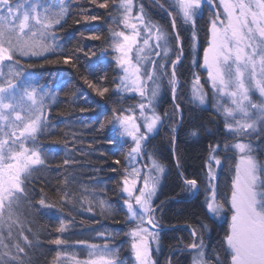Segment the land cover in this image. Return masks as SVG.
I'll list each match as a JSON object with an SVG mask.
<instances>
[{
    "label": "trees",
    "instance_id": "trees-1",
    "mask_svg": "<svg viewBox=\"0 0 264 264\" xmlns=\"http://www.w3.org/2000/svg\"><path fill=\"white\" fill-rule=\"evenodd\" d=\"M41 2L45 5L59 3L68 9L65 19L54 29L52 44L55 51L29 60L24 67L35 87L49 93L44 114L50 131L40 142L41 151L48 159L46 165L38 166L26 181L27 198L22 200L19 208L14 207L15 215L23 225V234L32 241L31 246L25 244L17 225H12L9 237L7 212L4 222H0L2 248L11 246L14 236L25 248L18 260L6 258L5 263L56 264L59 252L66 262L64 264H73L70 257L85 259L79 250L81 245L108 243L110 247L120 249L119 257L124 264H134L127 238L133 223L127 222V199L123 195L124 177L131 178L129 153L133 145L122 140L115 119L118 115H125V111L127 113L126 108L133 100L120 97L114 91L119 79L114 33L121 30L123 17L119 0ZM101 2H106L108 7H98ZM133 3L143 6L146 21L163 26L170 34L169 44L170 48L173 45V51L168 57L165 73L168 74L178 53L173 19L176 20L175 33H179L183 48V57L174 69L178 82L175 101L171 97V87L164 81L157 108L162 123L155 136L147 140L144 151L146 165L147 159L152 157L166 172L151 214L160 239V252L154 254L155 262L192 264L195 251L189 245L199 244L201 239L206 253L215 250L223 258L224 237L229 230L231 213L228 209L225 211L228 218L223 223H217L207 213L206 167L213 152L223 160L215 190L217 199L225 202L231 194L237 158L230 149L224 151L225 145L232 140L222 116L210 107L204 109L195 105L190 96L195 78L199 77L203 83L201 58L208 43L211 11L203 6L195 18V28L192 25L188 28L165 0H133ZM170 12L173 15H169ZM85 16L98 19L85 20ZM93 35L100 39H90ZM66 59L68 63H65ZM105 88L107 91L103 96L97 94V90ZM52 96H55L54 101H51ZM177 104L179 108L175 107ZM193 131L197 133L195 136ZM255 154L258 160H262L258 152ZM65 158L74 163L64 165ZM116 160L120 163H114ZM187 180H195L199 186L194 197L185 185ZM64 193H68L67 201L62 199ZM41 197L55 206L42 207L36 203ZM101 200L110 206V211H102ZM61 221L66 224L63 233L56 231ZM194 231L196 235H193ZM57 238L67 243L56 245L50 242Z\"/></svg>",
    "mask_w": 264,
    "mask_h": 264
},
{
    "label": "snow or ice",
    "instance_id": "snow-or-ice-1",
    "mask_svg": "<svg viewBox=\"0 0 264 264\" xmlns=\"http://www.w3.org/2000/svg\"><path fill=\"white\" fill-rule=\"evenodd\" d=\"M205 2L212 3V0ZM92 3H97V0H92ZM219 5L223 8V15L217 13L211 21V38L204 50V67L216 93L214 99L217 111L224 116V127L231 134L232 143L226 144L225 148L235 149L238 162L235 164L230 200L219 201L213 191L211 199L207 201V210L213 216H219L225 208V203H229L231 222L224 237L223 258L215 250L211 254L206 253L202 239L199 244L193 243L189 247L197 249L193 264H264V162L254 155L260 146L254 141L264 144V0H219ZM172 6L177 9L176 15L180 16L185 24H191L195 28V18L202 6V0H174ZM98 7L107 8L108 4L101 2ZM133 7V0H119V9L123 15L121 22L132 31L130 34L123 31L114 33L122 38L121 41L115 42L114 46L115 50L121 53L117 63L122 67L128 65L124 68L126 75L122 78V83L129 81L134 85L132 90L143 98L139 108L141 115H144L146 107L152 106L157 97L159 86L151 90L149 98L145 86L141 83L140 68L132 64L129 53L141 36L138 25L149 33L143 39L144 46H150L149 40L154 37L156 47L164 48L165 56L168 54L170 34L163 26L145 20L143 6L133 17ZM67 12L68 9L62 4L54 8L53 5L43 4L41 0H0V77H3V82L0 83V222H4L7 212L9 237L12 225H17L21 228L20 234L25 244L29 246L32 241L23 234V225L15 215L14 207L19 208L22 200L27 198L25 183L34 170L37 166L47 163L48 157L41 151L40 142L50 131L49 121L44 115L47 107L45 101L49 93L26 82L19 85L22 91L17 95L18 84L14 83V78L21 77L23 72L8 65V72L5 73L4 62L13 61L14 53L18 56H42L46 52L55 51L53 44L48 43V38H55V26L61 24ZM169 15L173 14L170 12ZM83 18L98 19L96 16ZM131 20L136 22H130ZM172 28H176L175 19L172 20ZM89 38L100 39L96 35ZM175 40L180 41L178 32ZM144 51V47L139 48L140 53ZM182 54L181 47L180 55ZM180 55L177 56L176 62L179 61ZM65 63H68L67 59ZM174 63L169 83L175 99L178 82ZM15 64H20V60L16 59ZM146 78L151 80L153 76L146 73ZM124 86L127 88V83ZM106 91V88L97 90V94L103 96ZM254 92H258L262 99L254 100ZM192 93L194 101L205 104L207 93L199 85V77L195 79ZM221 97H227L228 101L221 103ZM51 99L54 101L55 96ZM144 100H147V104ZM175 107L180 106L177 104ZM115 119L122 134L130 136L134 141L129 158L135 159V156L141 154V141L147 139V134L140 132V126L136 124L133 116L118 115ZM160 120L161 117L156 115L153 109L152 116L145 118L144 127L147 133L153 132ZM196 134L195 131L192 132V135ZM212 158L215 159L216 165L221 164L220 159ZM70 163L74 161L67 158L63 160L64 165ZM114 163L119 164L120 161L116 160ZM152 168L158 174L164 172L163 166L155 160L152 161ZM130 175L131 178L125 176L123 180V191L129 197L125 203L131 214L130 218L138 220L137 226L127 233L132 238L131 250L137 264H155L149 237L156 241L157 236L143 225L146 218L148 223H153V217L147 214L153 212L151 201L156 193L159 175L141 177L139 169H133ZM209 176L215 179L211 169ZM141 180L143 186L137 189L136 185ZM186 183L195 188L197 182L187 180ZM67 198L68 193H64L62 199L67 201ZM132 200L139 206L140 213L134 208ZM36 203L45 208L55 206L47 203L43 197ZM100 206L102 211H110V206L106 205L105 201L101 200ZM91 210L89 208V211ZM65 230L66 224L61 221L56 231L63 233ZM28 231L31 232L32 229L29 228ZM193 235H196L195 231ZM50 242L56 245L67 243L60 238ZM15 248L18 252H25V248L19 243L15 244ZM87 248L89 251L86 259L70 257L73 264H124L119 257L120 249L110 247L108 243L102 246L91 243L87 244ZM4 255L8 256L9 253L5 252ZM60 258L61 253L58 252L55 259L58 261ZM11 259L16 261L19 257L12 255Z\"/></svg>",
    "mask_w": 264,
    "mask_h": 264
},
{
    "label": "rangeland",
    "instance_id": "rangeland-1",
    "mask_svg": "<svg viewBox=\"0 0 264 264\" xmlns=\"http://www.w3.org/2000/svg\"><path fill=\"white\" fill-rule=\"evenodd\" d=\"M165 1L169 4L171 10L176 14L177 9L172 6V5H174V0H165ZM52 5L55 8L56 6L59 5V3H54ZM141 6H142L141 4L134 5L133 13H132L133 17L136 16L140 12ZM203 6H206L208 11L209 10L211 11V13H209V16H210L209 17V22H210L209 27H211V21H212L213 18H215L216 14L219 13V14L223 15V8L220 7L219 0H212V3H207V2H205V0H202V6L198 10V14H200ZM144 15H145V12H144ZM177 17H179L180 18V22H182L188 28H189V25L191 26V24H185L180 16H177ZM122 19H123V17H122ZM145 20H147L146 16H145ZM130 22H136V21L135 20H131ZM120 25H121L120 26L121 27L120 31L125 32V34H130L131 33L132 30L130 28L125 27V25L122 22H121ZM138 29L141 32V36L138 37V43L133 47L132 51L129 53V57H130V59L132 61V64L134 66H138L140 68L139 75L142 77L141 83L145 86V88L147 90L148 97L151 98V90L153 88H155L157 85L159 86V93H158L157 97L153 100L152 106L146 107L144 115H141V110L139 108V103L143 100V98L138 94V92L132 90L134 85H132L129 81H125L124 83H122V78L126 75V73L124 71V68L128 67V65H124L122 67V66H120L117 63V60L121 56V53H119V52H117L115 50V46H114V51H115L116 57H117L115 63H116V68H117L118 73H119V77H118L119 79H118L117 86L114 88V91L120 97L122 96V97H128L130 99H133L131 104H130V106H128L126 108L127 113L125 111L124 114L133 116L135 118L136 124L140 126V132L141 133H146L147 134V139L141 141V144H142L141 154L138 155V156H135V159H130L129 163H130V165H132V170L133 169H139L140 170L141 177H143L145 175H153V176L159 175V183H158L157 189H156V193H157L158 188H159V186L161 184V181L164 178V176L166 175V172H165V169H164L163 174H158L155 171V169L152 168V161L154 160L152 157L147 159V165H146V162H144V154H145L144 151H145V144L147 143V140L149 138H152V137L155 136V134L158 131L157 129L160 127V125L162 123V119L158 123L156 129L153 132H151V133H147V129H146V127H144V125H145V118L152 116L153 109L155 111V114L160 116L159 110L157 108L159 106V103H160V100H161V95H162V92H163V89H164V87H163L164 83L163 82L164 81L168 82L169 87H171V89H172V86L169 83V80H170L171 74L173 72V70H172L173 64L170 66L168 74L165 73V70L168 67L167 66L168 65V57L170 56L171 51H173V45L171 46L172 48H170V44H168V54H167V56H165V54H164V48H157L156 47V41H155L154 37L149 40V45L150 46L145 47L144 44H143V39L146 36H148L149 33L147 31H145L144 28L139 26V25H138ZM120 31H117V32H120ZM208 32H209V37H208V40H207L208 43H207V46L205 47V49L208 47L209 40L211 38L210 28H209ZM114 39H115L116 42L122 40L121 37H118V36H115V35H114ZM48 43L52 44V37L51 36L48 38ZM161 43L163 44V42H161ZM180 43H181V41H179V42L176 41L177 49H178V53H177L176 56L180 55V49L182 47V44H180ZM141 47L145 48V51L143 53L139 52V48H141ZM155 53H159V55H156ZM13 55H14V60L13 61H5L4 62V64H5L4 72L5 73L8 72V67H7L8 65H11L15 69H21L22 70L23 75L21 77H19V78H14V83L18 84V90H17V95H18L19 92L22 91V88H20L19 85L25 84L26 82H30L33 86H35L31 75H29V72L26 71L24 67L27 66L29 60L34 59V58H39L41 56H31V55H29V56H18L15 53ZM44 55H42V56H44ZM182 57H183V54L180 55V59ZM16 59L20 60V64H15V60ZM176 60H177V57L175 58L173 63ZM201 64H202V67L200 68V70H201L200 73H201V75L203 77V83H201V80L199 79V85L202 87L203 91L205 93H207L206 102H205L204 105H201V104H199L198 101H194L192 99V95H193L192 88H193V85L195 83V80L191 84V93H190L191 100L194 102L195 105L197 104L201 108H204V109H206L207 107L212 108L217 115L219 114L224 119V116L220 112L217 111L216 100L214 99V97L216 96V93L214 92V90L211 87V81L208 79L207 69L204 67V51H203V55H202V58H201ZM161 65H164V67L162 68ZM146 73L147 74H152L153 78L151 80H148L146 78ZM2 82H3V77H0V83H2ZM125 83H127V85H128L127 88H125V86H124ZM177 89H178V84H177ZM177 89H176V91H177ZM252 95H253V99L254 100L258 101V100L262 99L259 96L258 92H254ZM171 97L173 98L172 90H171ZM48 99L49 98H46V101H45L46 105H48V103H47ZM51 101H52V99H51ZM173 101H175L174 98H173ZM220 101H221V103H225V102L228 101V98L227 97H221ZM144 103L147 104V100H144ZM117 125H118L119 132H121L122 140L123 139L124 140H128V141L132 142V145L134 146V141L132 140V138L130 136L123 135L122 134V130H121L120 125L118 124V122H117ZM138 135H139V133H138ZM254 143H257V144L260 145L259 148L255 152H258V155L262 157V160H260V161L264 162V144H261L258 141H254ZM226 150L227 149L225 148L224 151H226ZM230 150L235 155V157L237 158V160H236V163H237L238 162V155L236 154L235 149H230ZM255 152H254V155L256 156ZM133 155H135V154H133ZM216 155L217 154L215 152H213L209 156L208 164H207V167H206V170H207V174L206 175L207 176H206L205 181H206L207 184H206V186H204L205 187V192L207 193L206 202L211 199L213 191H215V194H216V197H217V191L215 190L216 189V181H217L216 179H217L218 173L220 171V168L223 165V160L220 159L221 164L220 165H216L215 159L212 158V157L218 158ZM157 163H159V162H157ZM210 169H211L212 174L215 176V179H211L210 178V176H209ZM142 186H143V182L141 180L136 185V188L139 189ZM186 186L188 188L189 194H191L192 197H194V196H196L198 194L199 186H198L197 183H196V187L195 188H193L189 184L186 185ZM156 193H155V195H154V197L152 198V201H151L152 208H153V202H154L155 197L157 195ZM123 195H125L127 200L129 199L127 193H125L124 191H123ZM230 196H231V194H230ZM228 200H230V197H229ZM131 202L133 203L134 208L136 209V211L138 213H140V208H139L138 205H135V201L132 200ZM125 206H126V213H127V216H128L127 217V222L133 223V227L128 230V233H130L137 226L138 220L130 218L131 214L128 212L126 203H125ZM227 209L228 210L230 209V204L229 203H228V206L227 205L225 206L224 210L221 212V214L219 216H213V214L208 212L207 203H206V211H207V213L217 223H223V221H225L228 218V217H226V214H225L226 213L225 211H227ZM229 212H230V210H229ZM150 214H152V213H150ZM150 214H147V215H150ZM150 216L153 217V223L152 224L148 223L147 222V218H146L145 221H144V225L143 226L146 227L149 232L155 233L156 236H157V240L156 241H153L152 238L149 237V246H150V249H151L152 259L155 262L154 254L157 255L160 252V247H159V240L160 239H159V236H158V232L156 230V228H158V226H156V223H155V220H154V216L153 215H150ZM228 222H229V225H230L231 214H230V217L228 219ZM152 227H154V228H152ZM127 238H129V240H130L129 248H131L132 238H131L130 235H127ZM18 239L19 238L17 236H14L12 238V240H11V243H12L11 246H9L7 248L5 246L2 248V246L4 244L0 243V264H6L5 262H7V261L5 259L6 258H11L12 255H16V256L20 257L21 252H18L17 249L15 248V244H17V243L21 244L20 240H18ZM79 250L82 251L81 253L83 254V256L86 259L88 251H89V249L87 248V245L86 246L85 245H81L79 247ZM193 250L195 251V252H193L194 253L193 257H194L196 255L197 250H195V249H193ZM5 252L9 253V255L5 256L4 255ZM131 254H132V259L134 260L133 261L134 264H137V262L135 260V257H134V255L132 253V250H131ZM71 261H73V260H71ZM55 262H56V264H64V263H66L64 261L63 256H61V258L58 261L56 260ZM155 264H156V262H155ZM192 264H193V260H192Z\"/></svg>",
    "mask_w": 264,
    "mask_h": 264
},
{
    "label": "water",
    "instance_id": "water-1",
    "mask_svg": "<svg viewBox=\"0 0 264 264\" xmlns=\"http://www.w3.org/2000/svg\"><path fill=\"white\" fill-rule=\"evenodd\" d=\"M174 34L176 35V33L174 32ZM181 117V111H180V115H179V118ZM179 120H181V118L179 119Z\"/></svg>",
    "mask_w": 264,
    "mask_h": 264
}]
</instances>
